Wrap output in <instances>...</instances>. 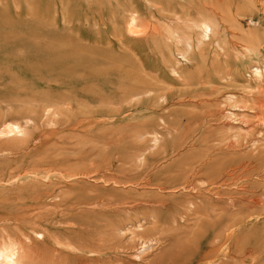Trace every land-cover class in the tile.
Returning <instances> with one entry per match:
<instances>
[{"label":"rangeland","instance_id":"374dc122","mask_svg":"<svg viewBox=\"0 0 264 264\" xmlns=\"http://www.w3.org/2000/svg\"><path fill=\"white\" fill-rule=\"evenodd\" d=\"M0 264H264V0H0Z\"/></svg>","mask_w":264,"mask_h":264}]
</instances>
